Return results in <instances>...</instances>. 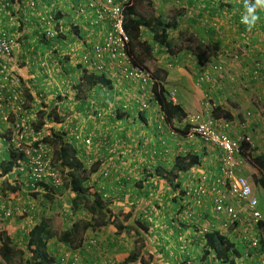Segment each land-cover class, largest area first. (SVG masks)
I'll return each mask as SVG.
<instances>
[{
  "label": "crops",
  "instance_id": "crops-1",
  "mask_svg": "<svg viewBox=\"0 0 264 264\" xmlns=\"http://www.w3.org/2000/svg\"><path fill=\"white\" fill-rule=\"evenodd\" d=\"M66 1L69 4H66L65 0H0V24L2 21L4 23L7 22V25L10 24V27H6L5 29L7 35L14 42V55L11 60L15 61L14 65H19L20 67L15 72L19 75L18 78L19 80L21 79L22 85L19 98L22 100L24 108L27 105V109L24 111L25 113L28 111V116L25 119L29 120L30 118L34 123L40 120V118L44 120L46 124L39 130L43 135L51 133L47 129L44 131V128L49 127H53L56 132L60 133L66 131L68 126L65 124L67 121L66 117H69V122H72L70 119L72 117L76 119L75 122L80 120L81 127L91 123L92 119L98 118L97 115H94L95 117L91 116L92 114L90 113H94V111L88 108L87 103L82 105L75 99L76 91L72 89V85L79 82L83 68L95 72L94 67L84 66L80 62L78 65L77 60L81 61L79 58L81 54L76 50L75 45L72 49H69L62 46L59 40H54V43L38 40L42 39L40 38V33H44L40 28L42 24L38 22L39 19L47 18L49 20L50 18H55L54 16L57 11H60L62 15H66L65 20L67 23L77 21L76 24L80 28L78 30L79 35H88L84 32L85 29L93 30L97 28V25H89L86 22L88 17L86 16L85 19V14L81 16L75 15L76 12L78 13L79 6L84 5L86 0ZM251 3H253L251 0H136L134 6L140 18H162L173 22V24L175 23L174 27L172 26L173 28L169 31L170 33H168V38L173 48L169 52L163 46L158 45L153 38V31L150 28L142 27L140 29V38L142 42L147 43L150 52H147L145 48L142 49L144 53L139 52L138 49L140 48H136V54L141 58L138 62L148 64V60H152L153 69H151L154 75L161 81L172 100L179 104L186 114L206 112L209 106L212 107V113L215 117L222 118L230 124L229 131L231 133L240 138L247 137L250 139L251 145L247 151L252 157H256L264 153V69L261 71V78L258 80L255 78V76H258L252 73V71L255 70V61L260 60L264 63V10L262 9L261 2H255L254 11L249 14L246 13L247 8L244 6ZM57 5H60V7L55 8ZM218 5H221L220 12L225 17L227 15V20L223 21V18H219V32H216L211 27L208 29L204 28L198 22L203 15L206 16L205 12L215 9ZM54 9L58 10L55 11ZM241 14H244L249 19L253 15L256 17L253 25H245V27L249 28L247 32L242 26H237L234 23L237 22V17ZM91 15L89 14L88 16L91 17ZM214 15L216 16V14ZM27 16H30V20L21 28L17 20L20 17ZM231 16H233L234 21L230 20ZM33 22L39 23L40 27H35ZM57 22L59 20H52L50 25L52 26ZM67 29L68 26L65 27V30ZM88 33L91 35L90 30ZM45 38L46 40H52L46 36ZM73 41H77V38L75 37ZM87 41L92 42L89 39ZM92 45L93 42L86 48L89 56L93 55V50L91 51ZM234 49H237L235 51L237 52L236 54ZM90 52L91 55L89 54ZM202 54L209 56L204 63H201L197 56H202ZM67 56L70 57V62L73 63L72 66L68 67V63L67 65H63V61ZM220 66L222 70H219ZM74 68L78 70V73L76 72L77 78L75 79V83L70 84L68 82L69 78H66V76L71 75L73 77L75 72L71 70ZM119 74L118 69H111L110 73L105 74L106 78L112 81L113 93L117 94V97H119L120 92H123L124 95L134 96L132 94L133 90L129 87L131 83L128 84L126 81L120 80ZM137 87L142 90L137 100L138 107L140 108L138 113L144 112V119L147 122V125H145L146 129L142 124L134 123L127 130L122 121L117 123L115 118L110 116V109H108V114L104 112L102 119H98L97 124H95L100 127L102 125L101 121H104L101 129L105 130L109 139V141L101 140L97 144L103 149L107 148L108 153H111V151L114 154L122 152V160L117 159L116 156L112 159V163L109 160L106 163V167L111 169V171L113 170L109 180L110 183L114 185L115 180H119L121 176L124 178L123 174L121 175L116 172V165L129 170L127 168L131 167L138 158H141V163L148 160L145 168L151 169L148 172H154L155 175H149V178L146 179L145 177L142 178L143 188L148 183L151 187L157 184V190L152 188V195L156 199H162L163 196L164 199H168L169 197L165 196L166 192L170 197L171 194L174 196L176 193L170 189L165 179L156 177V169L161 168L163 172H168L174 164V157L178 155L184 156L187 153L198 154L201 163L199 166L194 165L189 170L181 173L178 179L180 183L179 189H188L202 172L216 175L220 164L219 150L203 142L200 138L190 140L187 135H179L180 141H178L173 136H170L176 134L174 130H171L169 135L171 127L166 125L165 128L162 127L161 116L159 118L160 108L155 102L151 101L152 91L148 88H142L139 84H137ZM125 91H129V93ZM124 106L123 111L130 113L132 117L131 121L133 122L134 119L137 121L136 114L138 115V113L135 112V115H133L132 108L127 104H124ZM52 109H54V113L58 114L59 112L62 115V117L59 114L58 116L56 115L59 119L57 123L53 122L55 118H47L46 114L50 113ZM112 110L116 111L117 108H113ZM63 111H66V113ZM81 114H85V117H81ZM15 116H17V113L12 110V105L0 108L1 135L5 136V134L8 135L11 132L13 126L12 120H15ZM183 123L176 125L182 126ZM83 129L86 130L85 128ZM84 134V136H88V133ZM89 138H91L90 135ZM1 139L3 138L0 137V186L7 183L20 186L21 191L28 190V182L30 181L24 173L17 174V177L13 180L12 177L15 174L12 175L10 172L3 173V169L9 161L10 148ZM164 141L166 142L165 146ZM123 142L126 143L125 151L127 150L130 156H127L122 148H119V145ZM186 142H189L188 148L183 150V153L176 152L174 146L182 145L183 148ZM71 143H74V141L71 140ZM155 147H164L163 153L162 150L156 154L152 153L155 151ZM133 149L136 150L133 151ZM134 159L136 160L134 161ZM115 161H117L116 164L114 163ZM238 172L244 175L251 173V175H247L249 179L254 178L255 175H257L256 177L261 176H258L257 172L259 171L246 161L241 164ZM250 181L252 182V180ZM254 181L252 184L254 185L255 196L264 195V190L260 186L255 185ZM47 188L53 187L48 186ZM117 189L118 187H115L113 191L116 192ZM109 191H112L111 186L109 187ZM131 191L132 189H130V194H132ZM5 193L6 197L11 199L19 195L18 189L15 192L6 190ZM117 194L119 195L121 192ZM0 197V210L2 211V206L6 202L2 200L1 193ZM125 198V202H127L129 196L126 195ZM13 202L19 204L18 201ZM34 202L41 204V206L46 205L41 194L34 199ZM262 202L263 205L260 210L264 220V200ZM189 203H191L190 200H187L185 196L177 202L173 201L172 204L167 201V205L163 210L156 209L158 213H156L157 216L152 221L153 217L150 215L151 209L148 211L149 205L144 201L139 202L136 219L149 228V233L144 238L146 240H144L146 247L143 253L148 264H208L209 260L200 262L199 258L201 254H196L199 250L202 253L205 240L197 226L196 214L191 212L193 204ZM123 204L121 205L124 207H120L118 204L114 205V210L117 215L120 214L121 219L124 218V215H121L122 213L130 211L129 207ZM122 210L124 211L122 212ZM154 210L152 209V211ZM118 211L120 212L118 213ZM146 212L149 216H145ZM44 214L46 213L44 212ZM88 214L91 215L89 211ZM29 218L31 219L30 216ZM29 218L25 222L21 221L20 227L24 228L30 224ZM132 222L130 221V224H133ZM9 224L4 222L3 229L13 236L8 231ZM101 225L103 226V224ZM110 225L112 224L108 223L105 227H109ZM105 227H102L101 231L93 232V234H98V238L101 241L100 247L94 248V246H89L88 244L84 246V243L81 245L77 239L72 241L73 246L71 247L57 238L64 246L58 248L56 251L55 249L52 251L50 242V251L53 255H56L57 260H61V264H123L131 251L135 249V241H137L138 235L134 230L118 233L116 229L115 235L118 238L112 237L107 233L106 236H103ZM131 232L137 237L132 240L134 245L131 243L129 245L128 243L127 246L121 237L123 233L127 235L131 234ZM196 238H199L201 248L199 250L194 249L192 256L186 248L190 243H194ZM127 240L130 242L129 239ZM157 246H160L163 253L164 251L166 253L162 255V252H157L160 251L157 249ZM233 260L234 264H237V259L233 258ZM135 264L142 263L136 262Z\"/></svg>",
  "mask_w": 264,
  "mask_h": 264
},
{
  "label": "trees",
  "instance_id": "trees-1",
  "mask_svg": "<svg viewBox=\"0 0 264 264\" xmlns=\"http://www.w3.org/2000/svg\"><path fill=\"white\" fill-rule=\"evenodd\" d=\"M252 1L253 3H251L250 5H252V8H255V2H259V0H251V2ZM250 5H247L246 7H249ZM262 9L264 10V3H262ZM124 15V28L126 30V34L130 38L128 52L130 56H132L135 63L141 60V58L136 54V48H145L147 52H150L147 43L142 42L140 38V29L142 27H148L153 31V38L158 43V45L163 46L168 52L173 50L169 41L170 39L168 38V33H170L169 31L174 27L173 25L175 23L173 24V22L166 21L162 18H140L137 15L134 3L133 5L125 9ZM93 16L94 15H91V17ZM54 17V20L60 21L57 24L58 28L61 26H68L69 29L65 32L62 30L59 31L57 29V31L55 32V36L52 37V40L64 39L66 38L65 34L68 32L85 43L84 38H82L78 34V30L80 28L77 24L71 23L68 25L65 20L66 15H62L60 11H57ZM91 17H88V22L91 21ZM237 19L238 20L237 22H235V24L237 26H242L246 32L249 31V28L245 27L246 24L240 20V16L237 17ZM230 20L234 21V18H230ZM214 30L216 32H219L218 29ZM40 38H42V40H45V42L51 41L46 40L45 33H40ZM235 51H237V49H234V52ZM236 53L237 52H235V54ZM205 54H202V56L197 55L201 63H204L209 58V56ZM67 58H69V56H67L64 60H66ZM259 62H261V64L264 66V63L262 61H255L254 69H256V71L259 70V68H257L260 67L258 65ZM252 73H255V70H253ZM106 77L107 76L105 74H99L93 71H89L87 70V68H83L82 75L79 77V82L75 84V87L73 86L76 91L75 99L84 103L89 99L90 92L98 86L109 88V91H111L112 81L111 79H108ZM255 78L258 80L261 78V76H255ZM151 91L153 93L151 101L155 102L156 105H158L160 108L159 118L161 116V120L163 123L162 127L165 128L166 125L171 127L170 129L175 130L180 135H187L190 131V126L188 124L183 123L182 127L176 125L182 124V122H184L186 113L183 111L182 107L179 104L175 103L172 100L170 94L163 86L161 81L158 80L152 87ZM124 107L117 109L113 115V118H115L117 123L119 121H122L127 130H129V128L134 125L135 122L133 123L131 121L132 117L130 113L123 111ZM46 115L48 119H54L56 116L53 111ZM133 115L135 114L133 113ZM136 116V120L139 122V124H143L144 126L147 125V122L144 119V112H141V114L138 113V115L136 114ZM44 123V120H42L41 118L40 120H37L34 123L35 130H40ZM231 135L237 137L240 140L242 150L241 154L244 159L248 162V164L256 168L261 173L260 177H255L254 184L260 186L264 190V153L256 157H252L251 154L247 152L250 145H248L246 139L243 137L240 138L233 133H231ZM105 139L109 141L107 135L106 137L101 135L99 141ZM43 141L53 147L54 165L57 166L63 173L65 178L64 185L66 186V189L73 193L71 198H69L71 199V206L69 207L72 208L74 212H76L79 208H81V206H83L80 204H84L85 209L89 211L93 219L100 221V223L103 225L111 223L116 227L118 233H122L123 231L130 232L134 230L138 235L137 241H135L136 247L131 251L130 255L128 256V258H126L123 264H135L136 262L148 264L143 256V253L144 248L146 247L144 238L149 233V228L144 223L139 222L136 219V212L138 211L136 205L134 206L133 203L130 211L121 214L124 215L123 219H121L120 214L116 215V212L114 213V215L110 214L107 220L104 219L105 214L107 213L108 202L107 200H104V192L102 191V189H104L105 187H110L109 180L113 173L112 170L109 172V174H104V162H106V160L110 158L106 157L104 153L93 155L91 154L90 157L81 156L82 153H85L87 155L90 151H87V148L83 146V144H81L78 139L74 138V143H71L65 138V135L60 132L54 131V133L52 132L50 135L44 136ZM120 148L125 150L126 143H121ZM135 150L133 149V151ZM160 150L161 148H156L155 152L158 153ZM103 151H105V149H103ZM121 154L122 152H119L120 157H122ZM10 157H14L13 153L9 156L7 166L3 170L4 174L8 173L12 168V160H10ZM200 163V157L198 154L187 153L184 156L178 155L177 157H174V164L168 172H163L161 168H157L156 177L159 179H165V181L169 184L170 189L180 194V183L178 179L180 178L181 173L189 170L194 165H200ZM105 177L107 178V181H104ZM121 180V178L119 180H115L114 184ZM95 186H98L96 190L93 189V187ZM122 186H124V184H122ZM12 190L14 191L15 187H12ZM47 195L48 196L46 198L49 199L51 197V194L47 193ZM165 196L169 197V194L166 192ZM134 198L135 195L132 194V199ZM173 200L177 202L178 197L174 196ZM149 210L150 208H148V211ZM123 211L124 210H122V212ZM145 216H149L147 212L145 213ZM35 217H40V219L30 228L24 229L25 244L27 246L29 254L25 253L22 248H19L17 246V242L14 240L13 236L9 235L6 231H2L0 233V263L61 264V260H57L58 258L56 257V255H53L49 248L50 241L56 236V232L52 227L53 225H51L53 222L52 218H45L42 212H38ZM130 221H133V224H130ZM82 227L83 229L87 230L88 228L92 227V224L86 222ZM261 228L264 233L263 223L261 224ZM80 229L81 223L76 221L71 225V227L62 230L60 235H57V238H59L61 242L72 247V241H74L77 234H80ZM261 250H264V240H262L261 243ZM202 252L203 253L201 257L199 258L200 261H205L209 256H212L213 258H215L214 260L220 261L224 264H234V260L232 258H239L241 255L236 245L217 231L206 234Z\"/></svg>",
  "mask_w": 264,
  "mask_h": 264
},
{
  "label": "built area",
  "instance_id": "built-area-1",
  "mask_svg": "<svg viewBox=\"0 0 264 264\" xmlns=\"http://www.w3.org/2000/svg\"><path fill=\"white\" fill-rule=\"evenodd\" d=\"M132 4V0H87L85 8H81L80 12H91L94 15L92 24L101 23L103 29L106 23L109 24V29L105 31L104 41L95 46L96 60H103L107 57L119 70L123 79L138 83L145 88L153 85L154 78L146 68L134 63L128 52L130 38L124 28V10ZM244 18H246L245 15L241 14L240 20L243 21ZM211 27L219 30V21L213 22ZM11 56V41L2 35L0 36V57L9 58ZM97 64L96 61L95 65ZM258 65L260 67H257L259 68L257 71L255 69V74L260 76L264 66L261 62ZM98 68L103 70L104 66L101 64ZM7 70V66L0 63V72L5 75ZM219 70H222L221 66ZM5 80H10L14 85L11 98L9 97L8 100H15L13 109L20 114L23 112V102L17 101L21 93V90L16 88L19 80L13 75L10 78L5 75ZM2 87L4 85L0 83V88ZM185 122L190 126L188 137L190 139L200 138L203 142L212 145L219 150L221 158L219 175L214 180L203 176L201 182L194 188L193 195L196 198V204L202 206L206 196L211 198L212 216L219 220L222 228L227 231L235 225L233 232L238 239L247 242L252 249L259 248L262 236L260 223L263 216L250 180L238 174L242 162L240 140L231 135L230 124L227 121L213 115L210 106L206 112L187 114ZM29 132H33V129L25 119L15 123L17 148L25 153L31 164L33 176L36 180L47 179L54 186H60L62 184L61 174L54 165L51 146L46 143L34 146V138L27 140ZM83 140L88 146L92 143L89 137ZM22 141L27 142L29 148L23 149ZM248 258L251 263L264 264V254L256 259L252 255Z\"/></svg>",
  "mask_w": 264,
  "mask_h": 264
},
{
  "label": "rangeland",
  "instance_id": "rangeland-1",
  "mask_svg": "<svg viewBox=\"0 0 264 264\" xmlns=\"http://www.w3.org/2000/svg\"><path fill=\"white\" fill-rule=\"evenodd\" d=\"M65 2H66V4H69V2H67L66 0H65ZM133 3L136 4V0H133ZM59 7H60V5L59 6L57 5L55 8H59ZM220 7H221V5H218L215 9L205 12L206 16L203 15L200 18L198 23H200V25L203 26L204 28L208 29V28H210L212 26L213 22L219 21L220 17L223 18L222 19L223 21L227 20L226 19L227 15L225 17L224 15H222L223 13L220 12V9H221ZM54 10L56 11L58 9H54ZM214 14H216V16ZM231 18H233V16H231ZM39 21L42 22V23L43 22H47V20L41 21L40 19H39ZM26 22H28V19H27ZM6 23H4V21H2L1 24H0V27H2L3 29H5L6 27H10V24L7 25ZM33 23H35V22H33ZM74 23H75V21H74ZM74 23H72V24H74ZM35 24H37V22ZM35 24H34V26H35ZM69 24H71V23H68V25ZM82 26H84V25L82 24ZM86 26H87V24H86ZM43 28H44L43 30L50 29V28H52V26L48 25V26L43 27ZM107 28H108V25H106V28L104 30L97 29V28H94L93 30L85 29L84 32L86 34H88V35H83V36L81 34L80 35H81L82 38H85L86 40L89 39L93 43H95V44L98 43L99 44L102 41H104V35H105V31H107ZM89 30L91 31V35L88 33ZM65 35H66V38L57 39V40L61 41L62 46L68 47L69 49L70 48L72 49L73 46L75 45L76 46V50H78L80 52V54H81V57L79 56V58L82 61V57L85 55L84 52H86V54L88 53L86 48L90 44H92V42H88L87 41L89 45L88 46H83L82 45V41H80V42H77V41L74 42L73 41V39L75 37L73 38V36H71V33L67 32ZM88 36H90V37H88ZM38 40H42V39H38ZM50 42L54 43V40H51ZM91 51H92V49H91ZM138 51L139 52L141 51V52L144 53V51L142 49H138ZM89 54L91 55V52ZM81 61L77 60L78 65H79V62L82 63ZM148 61H149L148 64H143L141 62H140V64L143 65L145 68H147L153 74V71H152V69H153V64L152 63L153 62L150 59ZM67 63H68V67L73 65V63L70 62V57L63 61V65H65V64L67 65ZM14 64H15V61H12V60H10V63H8V66H7L8 67V70H7V74H8L7 77L8 78H10L11 74L17 75L16 74L17 72H15V70L20 69L19 65L16 66ZM101 64L103 66L106 65V66H104L105 74L110 73L111 69H115L116 70L115 67H110V65H109L110 62L107 59H105L103 62H102V60H100L97 65H93L94 69H95V67H98ZM71 71L75 72L73 77L70 75V76H66V78H69L68 82L70 84H73V83L76 82L75 81V79L77 78L76 77V72L78 70H77V68L76 69L74 68ZM98 72H102V69L98 68ZM17 76H19V75H17ZM6 83H7L6 90H4V93H9L8 90H9V88L11 86V82H10V80H7ZM65 83H66V81H65ZM72 86L75 87V85H72ZM129 87L133 90L132 94H134V96H132V97L129 96V95H124L123 92H120L119 97H117V94L113 93V90L109 91V88H104L102 86H98L93 91H91L90 94H89V99L86 100L82 105L87 103L88 108L92 109L94 111V113H92V112L90 113V114H92L91 116L97 115L98 118L92 119L91 116H90V120L92 119V122L87 124V125H84L83 127H81V121L80 120L75 122L76 119H74L72 117V118H70L72 120V122H69V120H68L69 117H66L67 121L66 122L64 121V122L68 126H67L66 131L64 132L65 135H66L65 138L70 139L69 141L71 142V140L75 136V134H79L80 137H84L83 134L84 133H88L87 137H89V135H90V137L93 140L92 142L94 143V145H91V147L89 149H87V151H90L88 153L89 155L88 154L86 155L85 153H82L81 156H87V157L89 156L90 157L91 154L93 155V154H102V153H104L106 157L110 158V159H108L110 161V163L113 162L112 159L114 157H116V156H117V159H120V160L123 159L122 157H120L119 153L114 154L112 151H111V153H108L107 148L105 149V151H101L103 148L100 147L97 144V142L100 140L101 135L106 137L107 134L105 133L104 129H101L103 124H104L103 120L101 121L102 125L100 127L96 126L95 124H97L98 119H102V116H103L104 112L108 114V109L111 110L110 116L113 117L115 111H113L112 109L113 108H117V109L123 108L124 104L129 105L132 108V110H133L132 112L133 113H135V112L138 113V110L140 111V108L138 107V104H137V100H138V97L140 96V93H142V90L138 89L137 84H133V83L129 84ZM72 89L74 90L73 87H72ZM73 90H72V92H73ZM127 90H129V89H127ZM125 92L129 93V91H125ZM141 101H142V99H141ZM79 103H81V102L79 101ZM114 106H117V107H114ZM22 108H23V111L26 110L27 109V105H25V108L24 107H22ZM85 108H86V106H85ZM63 112L66 113V111H63ZM67 113H69V112H67ZM98 113H101V114L98 115ZM54 114H57V113H54ZM58 114H59V112H58ZM59 115L62 117L61 114H59ZM83 116L85 117V114H81V117H83ZM55 119H56V122H59V119H58L57 116H55ZM93 122H94V124H93ZM134 122H135V124H139L138 121H134L133 120V123ZM142 126L146 129V126H144L143 124H142ZM83 128H85L86 131H84ZM51 130H52V128H51ZM171 130L172 129L169 130V135H170V131ZM81 132L83 134H81ZM174 133L176 135L171 133L172 135H170V136H173L176 140L180 141V139L178 137L180 134L177 133L175 130H174ZM84 135H86V134H84ZM190 140H192V139H190ZM165 144H166V142L164 141V146H165ZM182 144H184V143H182ZM188 144H189V142H186L184 144L183 148H182V145L174 146V148L176 149V152L179 151L180 153H183V150H186L188 148L187 147ZM194 146H195V144H194ZM119 148H120V145H119ZM161 150H162V153H163L164 147L161 148ZM124 153H126L127 156H130L129 153L127 152V150L126 151L124 150ZM152 153L156 154L155 151H153ZM161 157H163V156H161ZM140 159L139 158H138V160L134 159V161L135 160L136 161L131 165V167L127 168L129 170H125L124 167L120 166L121 167L120 168L118 165H116V172L118 174H121V175L123 174L124 178H122V176H121L122 180L118 181L114 185L112 183H110L111 190H112L111 192L108 190L109 187H105L104 189H102V191L104 192L103 193L104 200H107V202H108L107 213L105 214V217H104L105 220L108 219V216L110 214L114 215V213H115L114 205H116V204H118V206H120V207H124V206L121 205V204L124 203L123 205H127V207H129V209H131V205L133 203H134V206L136 205V208H137V206L139 205V202L144 201L145 203H147V205H149V208L151 209V214L150 215L153 217V219H152V221H153L156 218V216H157L156 213H158V210H156V209H162L163 210L166 207V205H167V201L170 202V204L173 203V201H174L173 197L174 196H172V194H171V197L169 196L168 199H164V196H163L162 199H158V198L156 199L155 196L152 195L153 194V192H151L152 188L157 190V184H155V186L151 187V185H148L149 184L148 183V184H145L146 186L143 188L144 185H143V182H142V178L145 177V179H146V178H149V175H151V176H155V175H154V172H148V170H151V169H146L145 168L146 162H148V160H146L144 163H141ZM108 160H106V163H108ZM117 161H115L114 163L116 164ZM122 168H124V169H122ZM139 168H140V170H138ZM257 174H258V176H260L261 173L257 172ZM247 175H251V173L246 174V176ZM256 176L257 175H255V177ZM255 177L250 179V180H252V182H253ZM14 178H16L15 175H14V177H12V180ZM104 181H107L106 177L104 178ZM195 182H196V179H195ZM122 184H124V186H122ZM9 186H10V184H7V183H4L2 186H0V193H1V196H2V200L7 202V203H5L2 206L3 210L2 211L0 210V222L10 223L8 231L14 236V240L17 242V246L19 248H22L23 251L25 253H27V254H29V253H28L27 246L25 244V238H24L25 237V230L24 229L30 228L31 226H33L40 219V217H37V218L35 217L38 214V212H40V213L43 212V215L45 216V218H47V217L52 218L53 222H52L51 225H53L52 227L54 228V231L56 232L55 238H53L50 241L51 242L52 251H54V249L56 251L58 248H62V246H64L63 243H61V242H59V240H57V235H60L62 230H64L65 228L71 227V225L74 222H76V221L80 222L81 225L85 224L86 222L92 224V227L88 228L89 230H87V231L85 229H83V227L81 226L80 234H77L78 236L75 238V239H77L78 242L80 241L81 245H82V243H84V246L87 245L88 241L90 240L89 239L90 236L94 235L93 232L101 231L102 227H104V226L101 225L100 221L93 219L92 216L88 214L87 209H85L84 207L79 208L76 212H74V210L69 207V206H71L70 205L71 199H69V198H71V193H69L66 188H64L62 190V192L60 193L61 195H58L59 197H57V198H55V196H51L49 199L46 198L45 196H44V198L42 197L44 199V201L46 202V205H42L41 206V204H38V203L34 202V199H36V197H38V195L33 193L30 190L21 191V189H19L18 190L19 195H17L13 199H11L9 197L7 198L5 191L6 190L12 191V188L9 187ZM97 187L98 186H95V187H93V189L96 190ZM115 187H118L116 192L113 191V188H115ZM130 189H132V191H131L132 194L135 195L134 199H132V194H130ZM12 192H14V191H12ZM118 192H121V194L118 195L117 194ZM126 195L129 196V198L127 199V202H125V200H126L125 196ZM257 197H258V200H259V208H262V205H263L262 201L264 200V195H259ZM0 199H1V197H0ZM25 200H26V203H25ZM32 200H33V203H32ZM13 201H18L19 204H15ZM34 203H35V205H34ZM152 209L153 210L155 209V210L152 211ZM6 212H9L10 215L5 216ZM44 212L46 214H44ZM119 212L120 211H118V213ZM29 216L31 217V219L29 218ZM28 218L30 219V224H28L24 228L20 227L21 226L20 222L21 221L25 222L26 219L28 220ZM115 230H116V228L113 225H110L109 227L107 226V227H105L104 232L102 231L103 232V236H106V233H107V234H110L112 237L114 236L115 238H118L117 235H115ZM95 236H96V239H97L98 238V234L95 233ZM136 237L131 232V234H127V235H126V233H123L121 238H122V241L128 246V243H129V245H130V243L134 245L132 240H133V238H136ZM126 238L129 239L130 242ZM83 240H84V242H83ZM100 244H101V241L98 238V242H97L96 245H94V248H97L98 246L100 247ZM200 248H201V245H200V242H199V238H196L195 242L194 243L193 242L190 243L187 246L186 249L190 252V255L193 256V252H194L193 250L194 249L195 250H199ZM238 248L240 250L244 251V253H243L244 255L251 254V250H249V249H247V248H245L243 246L239 245ZM157 249L160 250V251H157V252H159V253L162 252V255H164L166 253L165 251L163 253V250H161L160 246H157ZM27 254H25V255H27ZM196 254H198V255L201 254V250L197 251ZM246 257L247 256H244L243 259H240L238 261V264H246L247 261L244 262ZM170 260H171V258H170ZM0 264H2V263H0ZM208 264H218V262H215V261L211 260V261L208 262ZM250 264H253V263L250 262Z\"/></svg>",
  "mask_w": 264,
  "mask_h": 264
},
{
  "label": "clouds",
  "instance_id": "clouds-1",
  "mask_svg": "<svg viewBox=\"0 0 264 264\" xmlns=\"http://www.w3.org/2000/svg\"><path fill=\"white\" fill-rule=\"evenodd\" d=\"M133 1V0H132ZM259 2H261V3H264V0H259ZM86 4H87V0H86V2H85V4L84 5H81V6H79V10H78V13L76 12L75 13V15H77V16H81V15H83V14H85L84 16H85V19H86V16L87 17H89L88 15L89 14H92L91 12H87V11H85V13H81L80 12V9L81 8H85V6H86ZM133 5V4H132ZM245 8H247V11H246V13H252L253 11H254V9L252 8V5H251V8H249V7H245ZM249 8V9H248ZM126 9V8H125ZM125 11V10H124ZM66 18V17H65ZM93 18H94V16H93ZM27 19H28V21L30 20V16H27V17H20V18H18V25L21 27H23L27 22ZM55 18H50L49 20H47V18H42V20L41 21H44V20H47V22H40V21H38L39 23H41L42 24V26L40 27V25H39V23L38 24H35V26L36 27H40L41 28V30H43L44 28L43 27H46V26H48V25H50V22L52 21V20H54ZM255 20H256V17L253 15L252 17H251V19H249V18H244V20L242 21L243 23H245V24H248L249 26H251V25H253L254 23H255ZM60 22V21H59ZM59 22H57L56 24H54V25H52V28H50V29H45V30H43V32L45 33V36L46 37H48V38H51L52 39V37L53 36H55V32L57 31V29L59 30V31H66L65 30V27L66 26H61V27H57V24L59 23ZM86 22L89 24V25H97V28H99V29H101V30H104L103 28H102V26H101V23H95V24H92V19H91V21L90 22H88V20H86ZM72 23H74V21L72 22ZM77 22L75 21V23L74 24H76ZM105 24V23H104ZM106 25H108V28H107V30L109 29V24L108 23H106L105 24V28H106ZM68 29H69V27H68ZM67 29V30H68ZM2 35H4L5 37H7L8 38V40H10L11 41V44H12V56L11 57H0V63H2L3 65H6V66H8V63L10 62V60L13 58V55H14V42H13V40H12V38L11 37H9L8 35H7V32H6V29H3L2 27H0V36H2ZM73 36V35H72ZM105 39V38H104ZM84 40H85V43L83 42L82 44L83 45H85V46H88L89 44H88V42H87V40L84 38ZM81 40H79L78 38H77V42H80ZM76 42V41H75ZM103 42V41H102ZM101 42V43H102ZM101 43H99V44H101ZM96 44H98V43H96ZM96 44L95 43H93V45H92V50H93V55L92 56H89L88 54H85L83 57H82V64L84 65V66H93V65H95V62L97 61V62H99L100 60H96V56H95V46H96ZM130 44V43H129ZM90 46V45H89ZM132 57V56H131ZM85 58H87V60L85 59ZM105 59H107L109 62H110V67H115L112 63H111V61L107 58V57H104V59L102 60V62L105 60ZM133 59V58H132ZM135 63V62H134ZM142 63V62H141ZM135 64H138V65H141L139 62H137V63H135ZM104 66H106V65H104ZM141 66H143V65H141ZM144 67V66H143ZM8 68V67H7ZM116 68V67H115ZM145 68V67H144ZM117 69V68H116ZM147 69V68H146ZM148 70V69H147ZM149 71V70H148ZM95 72L96 73H99V74H105V71H104V69L102 70V72H98V67H95ZM150 72V71H149ZM151 73V75H152V77L154 78V83H153V85L152 86H148V87H145L144 89H146V88H148V89H152V87L154 86V84L158 81L157 80V77L154 75V73L152 74V72H150ZM6 76H8V74L6 73L5 74ZM5 75L4 74H2L1 72H0V78H1V82L0 83H2L3 85H4V87H2V88H0V108H2V107H5V106H8V105H12V110H14L13 109V107H14V102L13 101H15V100H8L9 99V97L11 98V94H7V93H4V90H6V85H7V83H6V81L7 80H5ZM11 75H13V76H15L18 80H19V78H18V76L17 75H15V74H11ZM119 79L120 80H122V81H126V82H128V83H133V84H138V83H134V82H131V81H129V80H126V79H123L122 77H121V75L119 74ZM140 85V84H139ZM10 86V85H9ZM17 86L18 87H16V88H19V90H21V87H22V85H21V79L19 80V82H18V84H17ZM13 88H14V85H12L11 84V86H10V88H9V93H11L12 92V90H13ZM143 88V87H142ZM17 101H19L20 103L22 102V100L19 98V100H17ZM81 104H83L82 102H81ZM22 107H23V103H22ZM15 111V110H14ZM52 111H53V113H54V109H52ZM16 112V111H15ZM17 113V116H15V120H12V122H13V126H12V129H11V132L7 135V134H5V136L4 135H1L0 134V137L1 138H3V139H1L3 142H5L8 146H9V148H10V150H9V152H10V154L9 155H12V153H13V155H14V157H10V160H12V168H11V170L9 171L12 175L13 174H15V177H17V174H20V173H24L25 175H26V177L29 179V181L30 182H28L29 183V188H28V190H30V191H32L33 193H35V194H37V195H42V197L44 198V196L45 197H47L48 195H47V193L48 194H51V196H55V198H57V197H59L58 195H61L60 193L62 192V190L64 189V188H66V186L64 185V181H65V178H64V175H63V173L61 172V170L57 167V166H55L57 169H58V171L60 172V174H61V180H62V184L60 185V186H54L49 180H47V179H45V180H36L35 179V177L33 176V174H32V170H31V164H29V160L27 159V157H26V155H25V153L23 152V151H20V149L19 148H17V144H16V134H15V123L17 122V121H19V120H21V119H25V117L26 116H28V114H27V112H26V114H25V111H23L22 113H18V112H16ZM99 114V113H98ZM57 116H58V114H56ZM248 115H250V113H248ZM186 116H187V114H186ZM217 118V117H216ZM219 119H222V118H219ZM8 120V119H7ZM26 120V119H25ZM224 120V119H223ZM27 121V123L30 125V127L33 129V132H29L28 133V138H27V140H31V139H35L34 140V146H37L39 143H45L44 141H43V138H44V136H47V135H50L52 132L54 133V129H53V127H49V128H44V131H45V129H47V130H49L50 129V131H51V133H48V134H46V135H43L42 133H40L39 132V130L38 131H36L35 130V127H34V121H32V119H30L29 118V120H26ZM226 121V120H225ZM53 122H56V120L54 119V121ZM57 123V122H56ZM184 123H186L185 121H184ZM44 124H46V122L44 123ZM59 124V123H58ZM187 124V123H186ZM45 127V126H44ZM42 128H43V126H42ZM41 128V129H42ZM51 128H52V130H51ZM65 131H63L62 133L65 135V133H64ZM189 133V132H188ZM81 134H83L82 132H81ZM77 135H79V134H75V136L72 138V140L74 141V138H76V139H78V141H80L81 142V144H83V146H85V147H87L88 149L91 147V145H93V142L91 143V145H86V143H85V141L83 140L84 138H86L87 136H84V137H80V135H79V138H77ZM66 136V135H65ZM187 136H188V134H187ZM245 139H246V141L248 142V145H251V141H250V139H248L247 137H244ZM68 141L70 140V139H68V138H66ZM92 139V138H91ZM248 139V140H247ZM93 141V140H92ZM70 142V141H69ZM46 144H48V143H46ZM48 145H50V144H48ZM21 147L23 148V149H27V148H29V145H28V143L27 142H25V141H22V144H21ZM52 148V151H53V153H54V149H53V147H51ZM241 152H242V150H241ZM248 152V151H247ZM249 153V152H248ZM240 157H241V159H242V162H241V164L244 162V161H246L245 159H244V157L242 156V154L240 155ZM53 160H54V155H53ZM13 161H14V163H13ZM247 162V161H246ZM248 163V162H247ZM220 164H221V158H220ZM220 164H219V168H220ZM104 166H105V168H104V174L105 175H107V174H109V172L111 171V169H109V168H107L106 167V162H104ZM197 166H199V165H197ZM241 166V165H240ZM240 168V167H239ZM256 169V168H255ZM4 170V169H3ZM238 171H239V169H238ZM238 174H241V173H239L238 172ZM219 175V171H218V173L216 174V175H209L208 173H206V172H202V173H200L199 175H198V177L196 178V182H195V180H194V182H193V185L192 186H190L188 189H185V190H182V189H180V194H178L177 192H174V193H176V195H174V196H177L178 197V200L179 199H181V198H183L184 196H185V198L188 200H190V202L193 204V207H191V212H193V213H195L196 215V221H197V226L199 227V229H200V231H201V235H202V237H203V239L205 240V236H206V234H208V233H210V232H213V231H217V232H219L221 235H223L224 237H226L227 239H229L231 242H233L235 245H236V247H237V249L240 251V257L239 258H237V257H233V258H236L237 259V264H238V261L240 260V259H243L244 258V256H247L246 258H245V260H244V262H246V264H250V260H249V258H248V256H250V255H252L255 259L257 258V257H259V256H261L262 254H264V250L262 251L261 250V243H262V240H264V233H263V230H262V228H261V232H262V236H261V238H260V247L259 248H257V249H252L251 248V246L247 243V242H243V241H241V239H238L237 238V235H235L234 234V229H235V225H232L231 226V228L229 229V230H224L223 228H222V225H221V223L219 222V220H217L215 217H213L212 216V208H213V204H212V200H211V198H208L207 196L204 198V203H203V205L202 206H198L197 204H196V198H195V196L193 195V190H194V188L196 187V185H198L200 182H201V178L203 177V176H208L211 180H214L215 178H216V176H218ZM241 175H244V174H241ZM0 176H1V170H0ZM245 177H247L246 175H244ZM248 178V177H247ZM15 179V178H14ZM249 179V178H248ZM250 180V179H249ZM251 182V181H250ZM251 184H252V182H251ZM13 186H16V185H10L9 187H13ZM48 186H52L53 188H50V189H48L47 187ZM252 186L254 187V185L252 184ZM19 190V189H21V187L20 186H17V187H15V190H14V192L15 191H17V189ZM22 190V189H21ZM27 190V191H28ZM13 191V190H12ZM68 192L69 193H71V196L73 195V193L71 192V191H69L68 190ZM185 193H186V195H185ZM255 195V194H254ZM257 197V196H256ZM258 198V197H257ZM7 203V202H6ZM191 203H189V204H191ZM80 205H83V206H81V207H84V204H80ZM133 205V204H132ZM132 205H131V207H132ZM85 208V207H84ZM260 209V208H259ZM8 215H10V213L9 212H6L5 213V216H8ZM262 216H263V214H262ZM213 221V222H212ZM3 223L4 222H0V233L2 232V231H5L4 229H3ZM264 224V220L262 219V221H261V223H260V227H261V224ZM104 227H105V225H103ZM207 229V230H206ZM90 240L88 241V245L89 246H94V245H96L97 244V242H98V238L96 239V236H95V234L94 235H91L90 236V238H89ZM0 244H1V242H0ZM243 246V247H245V248H247V249H249V250H251V254H247V255H244L243 253H244V251L243 250H240L239 248H238V246ZM203 253V252H202ZM202 253H201V255H202ZM232 258V259H233ZM215 258H213L212 256H209L208 258H207V260H209V261H211V260H213V261H215V262H218V263H222V262H220V261H217V260H214ZM207 260H205V261H207ZM205 261H200V262H205ZM224 264V263H223ZM254 264V263H253Z\"/></svg>",
  "mask_w": 264,
  "mask_h": 264
}]
</instances>
